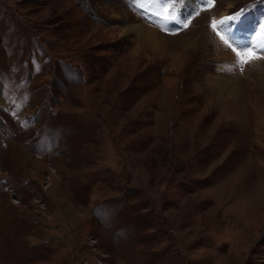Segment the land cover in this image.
<instances>
[{"label":"rangeland","instance_id":"374dc122","mask_svg":"<svg viewBox=\"0 0 264 264\" xmlns=\"http://www.w3.org/2000/svg\"><path fill=\"white\" fill-rule=\"evenodd\" d=\"M262 24L261 0H0V264H264Z\"/></svg>","mask_w":264,"mask_h":264},{"label":"snow or ice","instance_id":"6c2138e0","mask_svg":"<svg viewBox=\"0 0 264 264\" xmlns=\"http://www.w3.org/2000/svg\"><path fill=\"white\" fill-rule=\"evenodd\" d=\"M178 0H133V3L136 4L137 7H146L148 4L151 3H159L161 6H163V13H167L168 12V8L172 7L174 8L177 4ZM261 2H264V0H261ZM209 6L212 5L213 0H208ZM162 12L158 11L156 13V15H161ZM239 13L236 16H228V17H224L222 20L220 21H213L211 24V27L213 28V30H216L218 25H223L225 24V22L227 21H233L236 20L239 17ZM164 19L168 20V21H173V22H177L179 21L181 18L175 13L173 12L171 15H164ZM186 17L183 18V20L186 21ZM182 27H188V23L184 22L182 24ZM217 35L220 36V39L224 42L225 45H229V38H226L224 35H221L220 32H217ZM258 36L260 37H264V24L260 25V31L257 33ZM234 43V41H233ZM259 48L261 50H264V40H262V42L259 45ZM233 51H236V49H232ZM238 60H237V66L240 68L241 71H243V66L253 60H257L260 59L261 56L257 55V53L251 48V47H246V50L243 51H239L236 53Z\"/></svg>","mask_w":264,"mask_h":264},{"label":"bare ground","instance_id":"6f19581e","mask_svg":"<svg viewBox=\"0 0 264 264\" xmlns=\"http://www.w3.org/2000/svg\"><path fill=\"white\" fill-rule=\"evenodd\" d=\"M225 51H230V49H227V50H225Z\"/></svg>","mask_w":264,"mask_h":264}]
</instances>
